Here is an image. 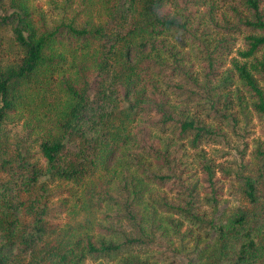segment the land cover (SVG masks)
<instances>
[{"label": "trees", "instance_id": "1", "mask_svg": "<svg viewBox=\"0 0 264 264\" xmlns=\"http://www.w3.org/2000/svg\"><path fill=\"white\" fill-rule=\"evenodd\" d=\"M218 1L233 15H215ZM29 2L0 0V264H264V0H83L96 17L52 27ZM238 38L219 94L196 93L190 54L205 53L208 84ZM180 95L216 117L257 116L231 185L249 208L217 213L208 162L204 205L180 185L171 145L220 132ZM164 182L182 191L157 195ZM70 208L84 220H62Z\"/></svg>", "mask_w": 264, "mask_h": 264}, {"label": "rangeland", "instance_id": "2", "mask_svg": "<svg viewBox=\"0 0 264 264\" xmlns=\"http://www.w3.org/2000/svg\"><path fill=\"white\" fill-rule=\"evenodd\" d=\"M82 2L83 0H30L29 3L35 21L38 24L52 27L60 22H69L73 20L82 22L87 17L86 14L94 15L95 17L98 15L96 10L91 11L89 8L83 10L81 8ZM214 8L213 13H215V15H233V12L227 9V5L225 3L221 4L220 1L216 2ZM204 9L205 6L201 8V12L204 11ZM243 48V43L241 39L238 38L232 53L227 58H223L220 64H216L213 67V72H210L208 84H205L207 76L204 75L209 69V63L205 53H198L196 56H193V53L190 54L189 58L191 60L186 62L185 65L191 69V75L195 77V80L199 83V88L197 86L194 88L195 92L198 93V91H200L204 96L209 94L213 97L215 94H219V90L221 91V89L217 88V86L221 84L225 73L231 67L230 59L232 57H238L237 51ZM227 86L226 89H234L233 85ZM187 96L188 95H180L177 97V101H182L183 103L186 101L184 104L187 106L189 105V107H194L198 114L207 118V123L219 127L220 132L215 138L209 139L207 142L202 141L196 148L189 146L186 140L178 142L179 146L172 144L170 150H178V153L175 155V158L171 159V164L176 165L177 173L180 174V185H194L197 199L199 203L204 205L203 203L210 197V186L203 169V164L205 162L210 163V165H212L213 180L216 182V186L220 187L219 191H221L217 213L221 215L223 219H226L231 212L237 211L238 209L249 208V204L241 198L239 194L232 190L231 185H239L237 182L233 183L232 178L239 170L242 161L248 158L254 144L260 138L261 123L257 116L250 111V108L239 109L235 106L233 109V118L224 119L220 116V118L216 117L212 111L208 113L207 109L209 106L203 100L201 103L196 104L197 102L195 100L200 99L193 98L192 96L190 99L186 100ZM212 119L215 121H212ZM8 121L6 127L12 129V131H19L22 133V119L14 117L8 119ZM112 165L113 160L106 163L108 172L112 170ZM153 185V187L156 188V190H154L157 195L161 196L165 194L167 198H172L173 191H182L176 182L175 186L171 185L170 182ZM63 197L64 196H57L52 202L53 205H57ZM204 207L205 206H203V208ZM61 217L62 220L69 222L83 221L86 217V212L85 209L82 208H70L68 211L61 214ZM183 229H185V226H183ZM101 263L108 264L106 262ZM85 264L100 263L87 260Z\"/></svg>", "mask_w": 264, "mask_h": 264}]
</instances>
